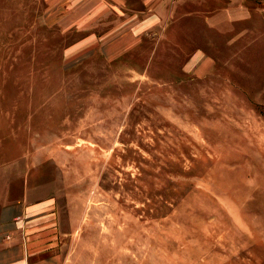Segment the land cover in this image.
<instances>
[{"label": "rangeland", "instance_id": "rangeland-1", "mask_svg": "<svg viewBox=\"0 0 264 264\" xmlns=\"http://www.w3.org/2000/svg\"><path fill=\"white\" fill-rule=\"evenodd\" d=\"M70 2L0 0V207L48 203L36 264H264L261 45L183 77Z\"/></svg>", "mask_w": 264, "mask_h": 264}, {"label": "crops", "instance_id": "crops-1", "mask_svg": "<svg viewBox=\"0 0 264 264\" xmlns=\"http://www.w3.org/2000/svg\"><path fill=\"white\" fill-rule=\"evenodd\" d=\"M75 7L83 17L90 13L108 21L112 16L107 28L123 41L114 45L149 41L176 51L183 77L214 69L235 47L260 44L264 94V0H71L67 17L77 14ZM49 209L48 203L24 198L0 207V264L37 263V238L43 232L36 224L49 219Z\"/></svg>", "mask_w": 264, "mask_h": 264}]
</instances>
